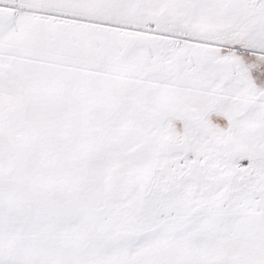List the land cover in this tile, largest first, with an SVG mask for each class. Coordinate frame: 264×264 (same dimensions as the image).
Segmentation results:
<instances>
[{"label": "snow or ice", "instance_id": "obj_1", "mask_svg": "<svg viewBox=\"0 0 264 264\" xmlns=\"http://www.w3.org/2000/svg\"><path fill=\"white\" fill-rule=\"evenodd\" d=\"M0 264H264V0H0Z\"/></svg>", "mask_w": 264, "mask_h": 264}]
</instances>
